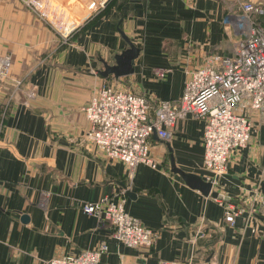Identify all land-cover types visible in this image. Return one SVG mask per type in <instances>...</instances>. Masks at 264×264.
I'll list each match as a JSON object with an SVG mask.
<instances>
[{
    "label": "crops",
    "instance_id": "obj_1",
    "mask_svg": "<svg viewBox=\"0 0 264 264\" xmlns=\"http://www.w3.org/2000/svg\"><path fill=\"white\" fill-rule=\"evenodd\" d=\"M246 1L261 7L256 21L264 26V0H109L84 14L64 41L22 0H0V56L11 55L10 71L23 80V91L11 99L9 85L0 83V264H48L101 246L100 264H264V211L254 202L264 196V106L235 109L252 129L212 186L225 200L173 171L208 180L201 119H178L167 141L152 132L156 167L139 164L129 179L125 163L106 159L85 138L89 121L81 110L104 83L144 96L150 116L158 100H177L186 69L210 54L232 53L238 35L229 23ZM123 36L139 49L134 70L103 76L102 60L114 63L113 55L128 47ZM103 196L124 198L125 210L158 232L155 241L127 246L109 222L82 211L81 203ZM218 200L240 209L233 223Z\"/></svg>",
    "mask_w": 264,
    "mask_h": 264
},
{
    "label": "built area",
    "instance_id": "obj_2",
    "mask_svg": "<svg viewBox=\"0 0 264 264\" xmlns=\"http://www.w3.org/2000/svg\"><path fill=\"white\" fill-rule=\"evenodd\" d=\"M109 0H69V8L54 0H22L33 17L46 23L64 41L75 26L69 22L73 9L74 20L86 18L103 9ZM241 14L229 23L238 35L230 55H208L203 64L185 70L182 93L177 100H158L150 116V102L142 95L116 90L103 84L81 110L89 121L85 138L108 160L125 163L128 178L137 165L155 168L150 155L148 136L155 132L162 140L171 137V129L178 119L187 115L203 121V166L212 186L220 182L228 162L236 150L246 147L252 129L247 115L235 109L247 105L251 110L264 106V26L256 21L261 7L253 2L239 3ZM80 10L75 17L74 10ZM78 21V22H79ZM11 55L0 56V83L9 85V99L23 91V80L10 71ZM163 76V71H156ZM30 89L24 97L30 98ZM24 103L27 101L24 99ZM224 208L225 220L233 223L240 209L218 200ZM264 211V196L257 194L254 201ZM125 199L113 200L103 196L96 201L81 203L82 211L94 215L100 222L113 226V237L130 247L150 246L158 232L145 227L124 208ZM105 246L83 250L77 254L54 257L48 264H100ZM157 264H187L176 260H160Z\"/></svg>",
    "mask_w": 264,
    "mask_h": 264
},
{
    "label": "water",
    "instance_id": "obj_3",
    "mask_svg": "<svg viewBox=\"0 0 264 264\" xmlns=\"http://www.w3.org/2000/svg\"><path fill=\"white\" fill-rule=\"evenodd\" d=\"M125 39L127 40L128 47L122 50L120 53H116L115 55H113L114 63H108L107 61L102 60L103 69L99 72L103 76L112 74L115 77H119L128 75L133 72L134 59L137 57L139 49L129 39H127L126 37ZM173 171L178 173L189 186L198 189L204 195H211L212 197L218 199H226L223 197L222 194L218 193L216 190H212L211 181L204 180L196 174L184 172L183 170L177 167H174ZM262 190L264 192V185H262Z\"/></svg>",
    "mask_w": 264,
    "mask_h": 264
},
{
    "label": "rangeland",
    "instance_id": "obj_4",
    "mask_svg": "<svg viewBox=\"0 0 264 264\" xmlns=\"http://www.w3.org/2000/svg\"><path fill=\"white\" fill-rule=\"evenodd\" d=\"M65 7H68L66 4L64 5ZM73 9H75V7H73L72 9L70 8V10L68 11V9H66V11L67 12H69L70 13V18H69V22L71 23L72 21H74V25L76 26L77 24H78V21L79 20H74V18H73V15H72V11H73ZM80 10H74V15H75V17H78V18H80L79 16H76V14L79 12ZM57 32V31H56ZM72 33V32H71Z\"/></svg>",
    "mask_w": 264,
    "mask_h": 264
}]
</instances>
